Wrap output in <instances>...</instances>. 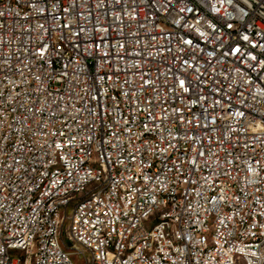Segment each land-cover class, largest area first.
Wrapping results in <instances>:
<instances>
[{
	"label": "built area",
	"instance_id": "built-area-1",
	"mask_svg": "<svg viewBox=\"0 0 264 264\" xmlns=\"http://www.w3.org/2000/svg\"><path fill=\"white\" fill-rule=\"evenodd\" d=\"M0 264H264V0H0Z\"/></svg>",
	"mask_w": 264,
	"mask_h": 264
}]
</instances>
